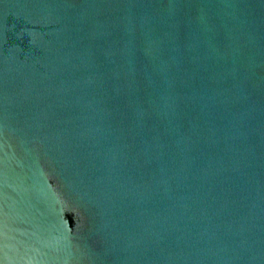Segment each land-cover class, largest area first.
<instances>
[{
	"label": "water",
	"instance_id": "1",
	"mask_svg": "<svg viewBox=\"0 0 264 264\" xmlns=\"http://www.w3.org/2000/svg\"><path fill=\"white\" fill-rule=\"evenodd\" d=\"M0 264H264V0H0Z\"/></svg>",
	"mask_w": 264,
	"mask_h": 264
}]
</instances>
